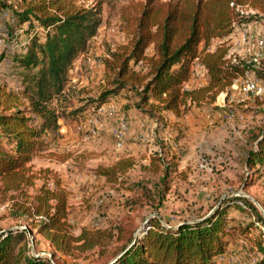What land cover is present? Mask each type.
Masks as SVG:
<instances>
[{
    "label": "trees",
    "instance_id": "1",
    "mask_svg": "<svg viewBox=\"0 0 264 264\" xmlns=\"http://www.w3.org/2000/svg\"><path fill=\"white\" fill-rule=\"evenodd\" d=\"M79 1L18 0L16 10L0 2L15 17L16 25L6 30L7 42L16 44L17 36L24 37L19 50L0 52V60L6 59L8 70L20 79L16 91L0 85V202L6 205L0 218L25 221V226L0 229V264H56L57 254L78 258L92 252L99 264H219L230 245L236 249L237 239L246 238L254 225L228 216L230 202H221L205 219L174 228L153 217L138 231L128 216L111 227H81L75 232L68 219V190L50 168H33V155L45 150L46 137L59 133L61 116L52 102L64 93L74 61L101 23L103 0L92 7ZM262 17L264 0H145L126 17L129 41L103 59L108 88L90 104L98 108L125 92L143 114L169 112L179 117L187 103L213 102L247 70L264 79V61H232L226 45L236 25ZM194 64L204 69L207 82L187 89ZM259 137V150L252 156L257 172L264 169V128ZM162 147L148 165H140L157 177L147 194L156 201L155 210L165 198L174 166L165 160L169 145ZM135 165L132 157H122L97 165L94 174L106 184L121 186ZM138 199L132 200L134 205ZM240 200L243 206L234 207L264 228V217L254 203ZM36 235L47 243L51 258L33 252ZM254 246L259 254L252 264H264V241L254 239Z\"/></svg>",
    "mask_w": 264,
    "mask_h": 264
},
{
    "label": "rangeland",
    "instance_id": "2",
    "mask_svg": "<svg viewBox=\"0 0 264 264\" xmlns=\"http://www.w3.org/2000/svg\"><path fill=\"white\" fill-rule=\"evenodd\" d=\"M1 1L10 4L13 10L17 9L18 0ZM143 2L145 0H103L97 33L74 61L64 93L52 102L61 116L58 124H65L70 133L66 137H46L45 150L35 153L31 164L36 170L50 168L68 190V219L75 232L81 227H111L128 216L139 226L138 231L153 217L174 228L182 222L203 219L221 202H230L233 208L228 216L240 219L243 224L252 222L254 225L246 238L237 239L236 249L230 245L228 254L242 256L240 260L232 257L235 264H252L259 254L254 239L264 241V228L254 217L234 206H243L240 197L247 198L264 217V169L257 172V164L252 163L264 128V96L245 93L238 77L237 87L231 85L211 103H187L179 117L169 112L155 117L143 114L132 106L125 92L108 98L101 104L104 109L100 113L90 104L108 88L103 59L129 41L126 17L133 16ZM79 3L92 7L97 5V0H80ZM8 13L10 10H3L0 5V52L5 53L19 50L24 41L23 35H19L16 44L7 42V28L16 25L15 17ZM244 28L252 35L246 41L238 38ZM234 29L226 41L228 54L244 60L247 65L263 62L264 46L259 44L258 36L264 35V17L236 25ZM16 33L20 32L17 30ZM6 63V59L0 60V85L16 91L20 79L15 71L8 70ZM244 76L264 86V79H260L254 70H247ZM206 82L204 69L194 64L184 86L196 89ZM94 114L97 115L95 123L85 121ZM86 134L88 137L84 139ZM119 140L121 146L117 147ZM161 144L169 145L164 151L165 160L174 166L170 169L165 198L155 210L156 201L147 194L157 177L142 170L140 165H148L150 158L163 148ZM127 156L132 157L136 165L125 174L123 185L106 184L94 174L97 165H109ZM136 196L139 199L134 205L132 200ZM5 206L0 202V216L5 212ZM24 223L22 219L2 217L0 229H15L20 224L25 226ZM34 240L33 252L51 258L45 240L37 235ZM55 258L56 264L100 262L93 252L78 258L57 254Z\"/></svg>",
    "mask_w": 264,
    "mask_h": 264
},
{
    "label": "built area",
    "instance_id": "3",
    "mask_svg": "<svg viewBox=\"0 0 264 264\" xmlns=\"http://www.w3.org/2000/svg\"><path fill=\"white\" fill-rule=\"evenodd\" d=\"M238 38L241 39L242 41L249 40L252 35L250 34V31L247 28H244L242 31L239 32ZM231 38V36H230ZM258 42L261 46H264V35L263 36H258ZM232 61H235V57H231ZM246 73V72H245ZM245 75V74H244ZM239 84H241L242 89L244 90L245 93H252L255 95H260L264 91V86L259 84L256 80L249 79L245 76L239 77ZM232 86L237 87L238 81L235 79V82L231 84ZM104 108L102 106L98 107L97 112H101ZM97 115L94 114L93 116L87 118L85 121L88 123H95L96 122ZM121 128L124 127V123H122ZM87 134L84 136V139H87ZM116 146L119 147L121 146L120 140L117 141Z\"/></svg>",
    "mask_w": 264,
    "mask_h": 264
},
{
    "label": "crops",
    "instance_id": "4",
    "mask_svg": "<svg viewBox=\"0 0 264 264\" xmlns=\"http://www.w3.org/2000/svg\"><path fill=\"white\" fill-rule=\"evenodd\" d=\"M58 131H59V133H58L57 137L58 136L66 137L70 133V129L68 130V127L65 124L60 125ZM48 138H50L49 135H48ZM232 257H234L237 260H240V258L242 256L240 257V256H238V254H228L225 258H223L221 261H219V264H235V262L232 260ZM230 259L232 262H229Z\"/></svg>",
    "mask_w": 264,
    "mask_h": 264
},
{
    "label": "water",
    "instance_id": "5",
    "mask_svg": "<svg viewBox=\"0 0 264 264\" xmlns=\"http://www.w3.org/2000/svg\"><path fill=\"white\" fill-rule=\"evenodd\" d=\"M214 211H212L211 213H210V215L213 213ZM207 217V216H206ZM206 217H204L203 219H205Z\"/></svg>",
    "mask_w": 264,
    "mask_h": 264
}]
</instances>
